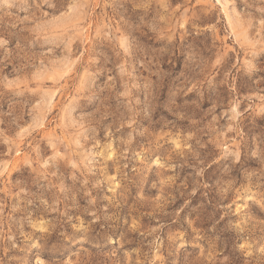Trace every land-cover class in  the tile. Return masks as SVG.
<instances>
[{
    "label": "rangeland",
    "instance_id": "1",
    "mask_svg": "<svg viewBox=\"0 0 264 264\" xmlns=\"http://www.w3.org/2000/svg\"><path fill=\"white\" fill-rule=\"evenodd\" d=\"M0 264H264V0H0Z\"/></svg>",
    "mask_w": 264,
    "mask_h": 264
},
{
    "label": "snow or ice",
    "instance_id": "2",
    "mask_svg": "<svg viewBox=\"0 0 264 264\" xmlns=\"http://www.w3.org/2000/svg\"><path fill=\"white\" fill-rule=\"evenodd\" d=\"M199 2H201V3H202V2H203V0H199ZM216 2H217V3H219V0H216Z\"/></svg>",
    "mask_w": 264,
    "mask_h": 264
}]
</instances>
